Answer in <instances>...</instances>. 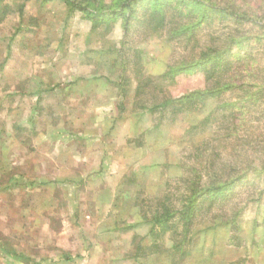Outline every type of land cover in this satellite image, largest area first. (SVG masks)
I'll return each instance as SVG.
<instances>
[{
  "label": "crops",
  "instance_id": "1",
  "mask_svg": "<svg viewBox=\"0 0 264 264\" xmlns=\"http://www.w3.org/2000/svg\"><path fill=\"white\" fill-rule=\"evenodd\" d=\"M0 10V82L6 87L0 99L9 107L18 100L17 109L28 108L31 113L58 112L49 122L39 119L35 129L50 130L54 132L51 138L59 140L37 144L17 139L16 143L24 148L33 142L49 154L46 161L53 164L56 178L84 180L81 189L69 181L64 187L53 184L49 197L38 204L46 217L49 210L48 226L59 212H72L68 222L79 225V235L72 237L68 249L55 250L53 255L40 253L33 264H174L169 235L157 236L153 224L142 215L148 206L142 197H161L171 171L159 172L166 159L153 158L154 147L142 139L150 135L148 130L142 127L132 132L134 125L132 129L121 122L117 103L124 99L122 94L115 96L113 80L96 71L81 74L74 70L76 64L93 66L87 55L89 45L79 49L71 40L69 22L74 11L63 0H0ZM27 53L36 59L23 58ZM81 55L86 56L84 63L78 60ZM29 66L35 69L27 73ZM123 105L128 111L132 108L128 102ZM107 111L114 117L108 125ZM40 163L33 158L29 168L37 170ZM26 173L18 172L17 177ZM25 256L23 252L20 258Z\"/></svg>",
  "mask_w": 264,
  "mask_h": 264
},
{
  "label": "trees",
  "instance_id": "2",
  "mask_svg": "<svg viewBox=\"0 0 264 264\" xmlns=\"http://www.w3.org/2000/svg\"><path fill=\"white\" fill-rule=\"evenodd\" d=\"M63 1L72 11L83 13L93 30L121 21L127 38L137 24L147 33L166 35L182 48L179 59L163 73L139 83L137 94L152 92L151 105L144 110L174 122L181 114L198 113L210 101L216 103L191 127L195 135L200 127L212 128L193 146L194 157H186L179 174L166 181L164 194L154 196L142 212L157 236L169 235L173 263L189 261L200 219L209 216L208 230L234 228L241 210L229 215L226 206L241 186L258 185L254 201L264 202V133L255 136L254 126L247 123L251 113L264 115V69L256 60L263 49L264 0L256 10L250 0ZM229 21L238 27L204 32ZM254 29L261 33L248 32ZM165 86L174 92L160 99L158 93Z\"/></svg>",
  "mask_w": 264,
  "mask_h": 264
},
{
  "label": "rangeland",
  "instance_id": "3",
  "mask_svg": "<svg viewBox=\"0 0 264 264\" xmlns=\"http://www.w3.org/2000/svg\"><path fill=\"white\" fill-rule=\"evenodd\" d=\"M250 1L252 10L259 8L257 5L260 4V0ZM252 10L250 11L253 12ZM69 26L73 30L71 40L79 44V49L89 45L87 55L93 65L76 64L74 70L81 74L96 71L113 80L111 83L115 89V96L122 94L124 99L119 104L116 101L117 115L122 114L121 122L131 127L134 125L135 129L132 127V132L142 127L149 131L150 135L147 134L142 139L154 147L151 151L153 158L159 161L168 160H165L159 172L171 171V178H175L180 172L179 166L187 161L186 157L189 155L194 157L192 154H194L195 143L205 139L212 130L209 125H205L200 127L199 133L195 135L196 132L191 130L192 125L212 111L216 103L210 101L204 110L198 113L181 114L174 122L162 121L160 113L152 115L143 109L151 105L152 92L146 90L147 92L137 94L136 89L140 82L163 73L169 64L177 61L181 56L182 48L166 35L147 33L137 24L132 27L127 38L124 37L121 21L111 27L102 26L98 30H93L91 22L79 11L74 12ZM236 27L238 25L233 21L216 23L204 32L212 28L215 31L225 32L229 28L236 29ZM248 32L258 33L259 30H248ZM122 41L125 45L121 44ZM260 48L263 49L257 54L256 60L260 68L264 69V41ZM84 57L86 56L81 55L82 59L78 60L84 63L86 61ZM1 58L0 54V60ZM23 58L35 60L36 56L35 54L29 56L27 53L23 55ZM48 66L45 62V70ZM34 69V66L26 67V72L30 73ZM47 72L48 70L45 73ZM3 88L6 89L5 84L0 82V95ZM168 88V86L162 87L164 92L158 93L160 99L169 92H174V89ZM126 102L132 105L130 111L123 105ZM0 104H2L0 126L4 128L0 129V264H33L40 253L53 255L55 250L68 249L72 243V237L79 235V225H71L68 222L72 219V212H69V215L63 211L59 212L58 218L52 217L51 226H48L46 219L50 217L49 210L46 217L38 204L41 200L43 201V198L49 197L53 184L64 187L65 182L69 181L71 185L81 189L84 180L56 178L53 164L46 161L49 154L43 152L40 147L37 148L33 142L30 145L25 144L24 148L16 143L17 139L36 141L37 144L42 140H59L60 138H51L54 132L50 130L35 129L39 128L38 125L36 126L39 119L49 122L51 118L58 117L56 115L58 112L51 115L50 112L42 109L40 110L42 113L37 115L40 111L31 113L28 108L17 109L18 100H15L10 107V103L7 106L6 100L0 99ZM106 114L108 125L112 123L114 117L109 111ZM59 115L63 116V114ZM262 115L251 113L250 121H247L254 126L252 134L257 137L260 133H264V115ZM123 116H125L124 119ZM85 118L89 120L90 117L85 116ZM24 120L25 123L22 124ZM77 148L72 149L77 150ZM33 158L42 162L38 164L37 170L29 168ZM23 163H25V169L20 168ZM22 171H28L26 173L28 176L17 177V173ZM252 177L255 178L254 175ZM171 178L164 179V190L166 181ZM255 180L257 182V178ZM58 188L60 190V187ZM257 191L258 185L256 187L253 184L241 186L231 199V203L226 206V212L229 215L241 210L232 230L231 228L208 230L207 228L212 226L209 216L196 223L193 257L191 256L188 262L194 258L193 260H197L198 264H264V202L254 201L258 197ZM61 193L62 191H59V202L63 203L64 196L60 195ZM153 197L146 195L142 198L145 200L144 203L151 205L150 201ZM216 212L218 210L214 213ZM36 240L39 243H35ZM23 252H26L24 259L20 258Z\"/></svg>",
  "mask_w": 264,
  "mask_h": 264
}]
</instances>
